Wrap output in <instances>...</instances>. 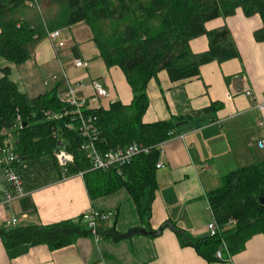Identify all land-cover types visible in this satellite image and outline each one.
I'll list each match as a JSON object with an SVG mask.
<instances>
[{"label":"crops","instance_id":"1","mask_svg":"<svg viewBox=\"0 0 264 264\" xmlns=\"http://www.w3.org/2000/svg\"><path fill=\"white\" fill-rule=\"evenodd\" d=\"M59 31L65 46L58 48L49 38L41 41L31 60L15 66L0 58V77L4 67L11 68L10 79L30 98L51 91L67 80L79 84L78 98L87 109L108 108L114 102L132 103L133 94L122 71L108 68L95 44H81L78 29ZM226 26L234 39L239 57L200 68V76L172 83L165 71L148 84L149 106L143 122L182 119L174 137L160 144L164 169L155 171V192L150 219L144 221L139 202L125 188L92 200L82 175L68 176L51 157L20 161L16 171L22 177L23 193L6 203L10 190L0 168V226L16 219L15 226H50L77 221L91 211L113 213L111 222L98 223V229H115L125 234L145 227L163 228L157 237L135 236L127 240L78 238L71 246L52 251L46 245L24 246L8 251L0 240V264H264V236L255 235L244 250L228 261L210 262L190 246H185L169 226L174 225L195 239L207 237L212 215L209 194L222 185V178L238 169L264 161V42L254 33L262 28L259 15L248 17L242 9L228 18L206 24L207 30ZM86 34V32L84 31ZM85 36L91 39V32ZM193 53L208 51V39L201 36L190 43ZM78 61L86 67L78 68ZM100 82L109 97L94 100L92 83ZM251 94L248 96L247 92ZM263 106L260 111L259 107ZM211 113H204L208 108ZM85 220V219H84Z\"/></svg>","mask_w":264,"mask_h":264},{"label":"trees","instance_id":"2","mask_svg":"<svg viewBox=\"0 0 264 264\" xmlns=\"http://www.w3.org/2000/svg\"><path fill=\"white\" fill-rule=\"evenodd\" d=\"M238 9L248 17L259 15L262 28L254 37L264 42V0H0V58L22 66L49 33L84 24L106 67L119 68L133 94L130 105L117 101L108 108L78 113L75 106L61 99L66 91L62 84L30 98L10 79L11 68L4 67L0 77V148L10 147L21 161L51 157L57 162V154L63 150L71 158L65 174H81L92 200L120 188L127 189L137 202L148 193L149 201L140 208V215L149 220L159 150L140 154L119 169L104 171L93 168L85 149L87 142L92 137L103 155L132 144L153 148L174 136L182 119L143 122L149 106L148 84L163 71L172 83H178L199 77L204 65L238 58L226 26L206 29L207 23L232 17ZM201 36L208 39L209 49L195 54L190 43ZM82 121L91 126L90 136L84 135ZM260 197H264V161L225 175L222 185L209 194L220 229L217 237L195 239L174 225L164 228L170 226L185 246L193 247L206 260L225 261L216 257L222 242L233 256L255 235L264 236ZM94 236L83 217L50 226H0V240L8 251L41 245L55 251L71 246L78 238Z\"/></svg>","mask_w":264,"mask_h":264},{"label":"built area","instance_id":"3","mask_svg":"<svg viewBox=\"0 0 264 264\" xmlns=\"http://www.w3.org/2000/svg\"><path fill=\"white\" fill-rule=\"evenodd\" d=\"M50 41L56 45L58 48H62L65 46V42L61 36V33L59 31L52 32L49 34ZM76 67H86L85 63H82L78 61L76 63ZM80 87L79 84H76L73 86L72 84H67V89L65 93L61 96V99L73 106H75L78 113L81 112L83 109H87V102L86 100L80 99L76 96V89ZM92 89L94 90V100H99L103 98L109 97V94L107 90L104 88V86L98 82L94 81L92 83ZM251 94L250 91L247 92V95L249 96ZM259 110H263V106L259 107ZM83 123V132L84 135L90 136V132L92 131L91 126H88L87 122L82 121ZM174 136L172 135L171 138ZM170 138V139H171ZM264 146V140L259 142V147L263 148ZM85 149L89 152V157L92 160V166L94 169L98 170H110L113 168H121L123 166H126L130 164L133 159L140 155H149L153 149L159 150L160 157L163 155V150L161 149L160 145L153 147V148H142L138 146L137 144H132L127 146L124 149L115 150L112 152H108L106 154L101 155L95 148L94 142L92 137L89 138V141L87 142V145ZM18 161V156L11 150L8 146H2L0 148V168L3 170L6 180L9 184V192L6 196V203H11L14 200L18 198H22L24 196L23 193V182L22 177L20 174L16 171L15 164ZM57 163L60 167H62L64 170L66 166H68L71 163L70 156L63 150H60L57 154ZM165 165L162 162H159L156 164V169H164ZM81 175V174H80ZM211 211V208H210ZM212 215V211H211ZM114 218L113 213H102L99 211H91L85 216V223L87 224V227L92 230L93 234L95 235V231L98 229V223L100 222H111ZM17 224L16 219L8 220L4 225L6 227L15 226ZM220 233V229L218 224L213 218L208 222L207 224V237L208 238H215ZM216 257L219 260H230V255L227 252V247L224 242H222V245L220 249L216 253Z\"/></svg>","mask_w":264,"mask_h":264},{"label":"water","instance_id":"4","mask_svg":"<svg viewBox=\"0 0 264 264\" xmlns=\"http://www.w3.org/2000/svg\"><path fill=\"white\" fill-rule=\"evenodd\" d=\"M23 126H26V124H24ZM59 146H61V143L59 144ZM20 161L21 160H18L17 164ZM258 202L261 206H264V197H260ZM162 231H163V228H160L159 230H156V231H148L145 227H142V228L131 229L127 233L121 234V233L117 232L115 229H109V230L97 229L95 231V236L103 237V238H112L114 240L120 241V240L131 239L135 236L157 237L162 233Z\"/></svg>","mask_w":264,"mask_h":264},{"label":"rangeland","instance_id":"5","mask_svg":"<svg viewBox=\"0 0 264 264\" xmlns=\"http://www.w3.org/2000/svg\"><path fill=\"white\" fill-rule=\"evenodd\" d=\"M80 28H83V29H81L82 30V32L81 31H79L80 29H78V37H81L80 39L82 40V43L81 44H83V45H86L87 46V48L88 47H92V44H93V42L91 41V39L90 40H88V38H89V36H85L86 34H89L90 35V30H89V28L86 26V25H84V24H81V26H80ZM84 31L86 32V34L84 33ZM82 62V61H81ZM82 63H86V62H82ZM87 64V63H86ZM61 83H62V87H63V85H64V82H62L61 81ZM67 84L69 83V84H72L73 86H75L76 84H73L71 81H68L67 80V82H66ZM67 86V85H66ZM65 93V92H64ZM79 96V95H81V94H79V93H76V96ZM77 96V97H78Z\"/></svg>","mask_w":264,"mask_h":264},{"label":"bare ground","instance_id":"6","mask_svg":"<svg viewBox=\"0 0 264 264\" xmlns=\"http://www.w3.org/2000/svg\"><path fill=\"white\" fill-rule=\"evenodd\" d=\"M54 32H56V31H54ZM52 33V32H51ZM50 34V33H49ZM47 38H49V35H48V37ZM50 40V39H49ZM227 252H228V250H227ZM229 254V253H228ZM231 257V256H230Z\"/></svg>","mask_w":264,"mask_h":264}]
</instances>
